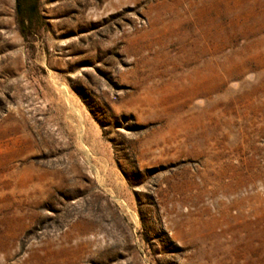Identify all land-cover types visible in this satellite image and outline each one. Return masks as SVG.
<instances>
[{"label": "rangeland", "instance_id": "rangeland-1", "mask_svg": "<svg viewBox=\"0 0 264 264\" xmlns=\"http://www.w3.org/2000/svg\"><path fill=\"white\" fill-rule=\"evenodd\" d=\"M0 264H264V0H0Z\"/></svg>", "mask_w": 264, "mask_h": 264}, {"label": "trees", "instance_id": "trees-1", "mask_svg": "<svg viewBox=\"0 0 264 264\" xmlns=\"http://www.w3.org/2000/svg\"><path fill=\"white\" fill-rule=\"evenodd\" d=\"M17 24L23 38L29 36L34 16L38 17V0H15Z\"/></svg>", "mask_w": 264, "mask_h": 264}]
</instances>
